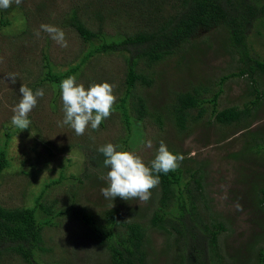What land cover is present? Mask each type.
<instances>
[{
    "label": "rangeland",
    "instance_id": "rangeland-1",
    "mask_svg": "<svg viewBox=\"0 0 264 264\" xmlns=\"http://www.w3.org/2000/svg\"><path fill=\"white\" fill-rule=\"evenodd\" d=\"M78 1L80 0H23L20 5L13 3L10 16L14 23L0 29V144L5 137L4 123L16 130L11 124L14 115L12 109L21 99V86L25 85L30 89L35 86L33 92L43 89L45 93L43 98H38L37 106L29 114L30 127L19 129L9 143L8 153L13 167L4 174L0 186V203L7 207L31 205L32 191L38 193L45 183L59 179L62 169L68 178L72 174L81 177L89 159L86 148L99 149L111 143L119 146L117 151L135 152L149 166L155 158L160 142L163 141L170 152L177 151L197 161H211L207 169L210 186L205 188L204 194H210L212 214L226 227V231L220 235L223 255L226 256L228 264L255 263L256 247L261 245L264 248V227L259 225L264 219V212L256 210L247 201L246 193L250 189L249 182L255 177V167L260 163L251 162L248 170L242 174V163L237 164L231 156L243 148L244 139L242 141V132L238 128L230 129L215 122H204L188 133L178 134L171 126L160 129L154 121H149L143 125L135 123L132 135L127 139V130L118 112H112L98 131L89 127L81 136H77L68 125L60 126L58 122L64 119L61 89L47 83L37 84L43 78V72H46L43 67L44 52L49 54L50 61L57 71L63 72L68 70L70 65L76 64L88 50L89 45L83 43L76 33L59 25L63 16ZM93 1L96 3L93 7L102 10L105 15V32L110 35L123 32L126 23L134 30L138 28L139 22L136 21L141 20V17L117 15V12L123 11V6L118 0ZM146 1L143 0V3ZM1 10L0 14L3 11ZM173 11L174 9L170 10ZM41 24L63 30L68 47H60L43 31H40V36L37 37L35 33ZM202 36L195 45L186 46L184 51L157 65L153 71L148 69L147 74L153 79L152 85L139 88V93L145 97L151 110L168 103L176 93L190 91L192 88L204 89L205 85L211 88L203 92L206 98L212 97L220 89L224 91L219 97L220 110L242 106L248 100V91L253 85L250 74L229 79L224 83L222 78L245 67H254L257 59L264 60L263 22L259 21L248 34V44L251 47L248 62L237 50H232L224 31L215 30ZM9 74H15V83H12ZM125 75L126 64L122 55L104 56L93 59L90 66L83 70V75L76 77V83L83 84L87 89L92 84L108 82L114 85L113 94L117 100L125 91L122 87ZM253 78L264 94V74L256 73ZM263 121L264 108L259 113V120L252 124L251 131L261 130ZM149 140L152 142L151 148L146 146ZM46 145L53 151L51 158H46ZM88 167L95 182L110 170L106 167H93L92 163ZM237 180L248 183L239 184ZM107 186V181L101 179L96 185L87 181H64L49 190L50 196L62 204L69 198L72 187L79 194L80 205L100 212L116 207L121 201L120 197L110 200L101 194V189ZM122 201L129 207L139 208L141 215L147 213L145 209L148 201ZM59 224L47 233L52 239L51 243L49 241V247L53 251L40 257L44 264H56L63 260L67 261L63 264H108V254L89 239L87 228L71 214L59 220ZM254 235L256 236L253 237ZM164 242L165 236L161 234H153L150 238V246L158 251L157 255H153V259L159 264H168L172 257L170 253H159ZM5 264H20V261L11 258Z\"/></svg>",
    "mask_w": 264,
    "mask_h": 264
},
{
    "label": "trees",
    "instance_id": "trees-1",
    "mask_svg": "<svg viewBox=\"0 0 264 264\" xmlns=\"http://www.w3.org/2000/svg\"><path fill=\"white\" fill-rule=\"evenodd\" d=\"M118 1L123 11L117 12V15L141 17L136 21L139 22L138 28L134 30L126 23L125 32L110 35L103 27L106 21L103 11L93 7L96 3L93 0L78 1L63 16L59 25L76 33L83 43L89 45L88 50L76 64L63 72L57 71L49 54L44 52L43 67L46 72H43V78L37 85L47 83L60 89L62 80L82 76L83 70L90 66L93 59L122 55L126 64L122 85L125 91L115 101L112 112L120 115L127 130L126 138L131 137L135 123L143 125L149 121H154L160 129L171 126L178 134L188 133L204 122L238 128L242 132V141L244 139L243 148L231 156L237 164L242 163V174L248 170L251 162L260 163L255 167V180L249 182L246 199L256 210L264 212V124L261 130L251 131L252 124L259 120V113L264 108V94L252 77L256 73L264 74V60L257 59L254 67H245L222 78L224 83L250 74L253 85L249 88L248 100L242 106L220 110L219 97L224 91L220 89L212 97L206 98L203 92L211 89L208 85L204 89L192 88L176 93L168 103L154 111L139 93V88L152 85L153 79L147 74L148 69L153 71L157 65L184 51L186 46L195 45L203 34L215 30L224 31L232 50H237L248 62L251 57L248 34L259 21L264 26V0ZM172 9L174 11L170 12ZM2 10L0 29L14 23L10 16L13 8ZM35 88L32 87L33 90ZM3 128L5 137L0 144V186L4 174L13 167L8 147L13 135L19 132L18 128L8 127L7 123L3 124ZM46 146V158L53 157L51 147ZM86 150L89 159L81 177L72 174L68 178L62 169L59 179L45 183L38 193L32 191L31 205L7 207L0 203V264H5L11 258L18 259L20 264H44L40 257L53 251L49 247L52 239L47 233L59 226V220L68 214L87 228V236L93 243L105 250L108 264H159L153 259L158 251L150 246L153 234L165 236L159 253L172 254L168 264H228L220 244V235L226 231V227L212 214L210 194H204L205 188L210 186L207 180L209 159L197 161L183 155L184 159L175 171L167 175L160 173V183L151 190L146 214H139V208L127 206L121 198L116 207L99 212L80 205L79 194L72 187L69 198L62 204L50 196V187L64 181H87L93 185L100 181L98 178L95 182L88 165L92 163L93 167H104L105 157L96 148ZM172 153L181 154L177 151ZM237 181L239 184L248 183ZM259 225L264 227V219ZM255 253L256 262L251 263L264 264V248L257 246ZM66 262L63 260L56 264Z\"/></svg>",
    "mask_w": 264,
    "mask_h": 264
},
{
    "label": "clouds",
    "instance_id": "clouds-1",
    "mask_svg": "<svg viewBox=\"0 0 264 264\" xmlns=\"http://www.w3.org/2000/svg\"><path fill=\"white\" fill-rule=\"evenodd\" d=\"M23 0H0V9H8L13 3L20 5ZM40 31L48 33L51 38L62 48L68 47L63 30L48 24H41L35 35L40 36ZM12 83L16 82L15 74H9ZM61 99L63 103L64 119L58 122L60 126L68 125L77 136L85 133L89 127L99 130L101 123L111 116L116 101L114 85L104 82L92 84L87 89L83 84L76 83V77H68L60 83ZM21 99L12 111L11 124L25 130L30 127L28 118L31 111L37 106L38 98H43V89H32L25 85L20 88ZM152 147L149 140L146 145ZM119 146L108 143L101 146L98 151L105 159L104 167L110 170L106 175H101V180L107 181L108 186L101 189V194L110 200L120 197L126 201L138 200L147 202L152 195L151 190L160 183V173L167 175L175 171L183 161L182 154H173L166 144L161 141L155 158L150 166L146 165L138 154L132 151H117Z\"/></svg>",
    "mask_w": 264,
    "mask_h": 264
}]
</instances>
